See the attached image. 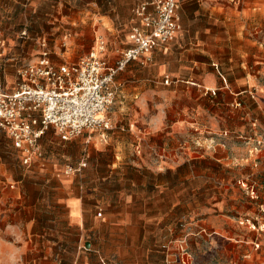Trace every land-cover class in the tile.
I'll return each instance as SVG.
<instances>
[{
  "label": "rangeland",
  "instance_id": "1",
  "mask_svg": "<svg viewBox=\"0 0 264 264\" xmlns=\"http://www.w3.org/2000/svg\"><path fill=\"white\" fill-rule=\"evenodd\" d=\"M139 1L0 0V78L13 86L16 69L36 57L42 39L56 65L77 61L97 37L106 42V55L116 59L128 46L132 8ZM244 1L221 3L235 2L240 8ZM177 11L180 29L174 38L188 34L177 48L194 42L200 28H209L217 36L226 32L234 36L228 43L233 50L249 49L245 39L259 40L264 49V26L248 25L246 15L242 24L232 15L233 24L228 21L230 25L220 27L206 26L209 15L192 0H178ZM251 22L257 23V18ZM257 53L208 55L232 78L242 71L250 75L252 84L247 97L235 104V127L223 128L206 140L194 131L164 141L130 136L128 126L114 125L111 119V129L83 132L67 141L48 128L42 136L48 138L47 145L40 143L42 155L26 165L0 129V206L11 212L8 221L22 229V233L11 230L2 242L21 244L25 239L36 244L37 256L58 264H71L73 259L87 264H264V51ZM253 93L261 99L260 108ZM246 114L247 120L239 124ZM95 135H102L105 143L96 145L91 140ZM258 138L261 146L256 144ZM217 147L226 154L217 155ZM259 147L260 151L254 150ZM249 156L252 161L246 163L243 158ZM80 158H86V167L66 174V165ZM143 158L170 165L154 170L136 167L134 163ZM107 164L114 170L102 181ZM77 181L93 215L73 221L61 188ZM239 182L253 188L255 197ZM132 204L146 219L131 233H118L113 228L114 209ZM202 216L204 224L197 221ZM212 217L221 221L213 223ZM200 225L204 230L195 231ZM0 226L12 228L1 220Z\"/></svg>",
  "mask_w": 264,
  "mask_h": 264
},
{
  "label": "crops",
  "instance_id": "2",
  "mask_svg": "<svg viewBox=\"0 0 264 264\" xmlns=\"http://www.w3.org/2000/svg\"><path fill=\"white\" fill-rule=\"evenodd\" d=\"M192 1L198 4L204 14L209 15L210 22L206 26L227 27L230 25L228 21H231L232 25L234 19L232 15L235 18L238 17L241 24L243 23L241 18L246 15V20L249 21L247 22L248 25L264 26V0H246L240 8L237 7L235 2L234 4H222V0ZM176 2V13L179 17L177 11L178 0ZM252 17L253 19L257 18L258 22L252 23ZM185 36L187 37L188 34H184L179 39L176 37L168 42L158 44L153 48L146 62L132 61L115 76L114 88L116 94L112 104L111 119L114 125L121 126L124 124V126H128L126 132H129L130 136L133 134L135 136L142 135L144 139H161L164 141L181 138L192 134L194 131L206 140L210 134L216 135L223 128L232 129L235 127V104L247 97L246 93L250 89L252 80L249 78L250 75L243 71L237 77H230L222 66L212 62L208 55L216 54V52L218 54H232L233 52L234 54H256V50H258L257 54H261V50L264 51L261 48V42L245 39V42L251 46L249 49L239 47L237 50H233L232 47L228 46V43L234 36H229L227 32L223 36H217L209 28H200L195 33L194 42H188L183 47L177 48L180 43L184 42ZM239 39L243 38L239 37ZM105 57L109 63L115 61V59L111 60L106 54ZM8 69L12 71V66L9 65ZM166 78L168 81L164 82ZM210 89L214 90L215 94L207 91ZM254 97L260 108L261 99L255 94ZM173 99H177L178 104L172 103ZM247 118V114L241 116L238 123L243 124V121ZM144 125H147V127L144 128ZM192 128H195V130H192ZM91 140L96 145L105 143L102 135H95L91 137ZM40 143L45 147L48 138L41 137ZM212 149L214 150V147ZM222 151L224 149L221 147L215 149V153L219 156L220 154H226ZM242 156H246V148L242 149ZM251 157L249 156L247 159L244 157L243 160L249 163L248 161H252ZM134 164L136 167L144 165L150 170H154V168L161 169L163 165H167L166 167L170 165L165 160L153 164L144 158L141 159V162L136 161ZM251 165L249 168L253 171L256 170L252 162ZM90 169L95 171L96 166L94 168L90 166ZM113 170L114 168L107 164L105 175L102 174L100 177L102 181L109 179ZM78 182H70L69 185L63 184L62 186H66L67 189L61 188L63 203L68 208V214L73 221L81 220V218H92L93 215L90 212V200L86 198V195L83 196V192L78 189ZM1 203L2 201H0V205ZM10 215L9 210L0 206L2 224L12 226V228L0 226V263L58 264L51 258H47V256H37L36 244L32 246L25 239L22 240L21 244L2 242L11 230L22 233L21 228L15 227L16 223L14 221H8ZM99 215L100 211H98ZM113 217L116 220L114 230L122 234H128L138 229L137 223L139 224L146 219L145 215L136 212L133 204L114 209ZM212 218L213 223L217 224L221 221L219 217ZM197 221L204 224L206 220L202 216ZM27 226L25 229L29 231L30 225ZM203 228V225H200V227L195 228V231H203ZM252 228L254 229V227ZM26 254L29 257H26ZM71 264H87V262L77 263L73 259Z\"/></svg>",
  "mask_w": 264,
  "mask_h": 264
},
{
  "label": "built area",
  "instance_id": "3",
  "mask_svg": "<svg viewBox=\"0 0 264 264\" xmlns=\"http://www.w3.org/2000/svg\"><path fill=\"white\" fill-rule=\"evenodd\" d=\"M176 8V0L136 3L132 8L134 23L128 33L129 45L113 63L105 57L106 42L102 37H97L77 61L57 65L42 39L36 57L16 69L13 87H8L0 78V129L24 164L29 165L35 156L42 155L39 140L48 128L62 141L83 132L112 128L109 109L116 94L115 76L132 61H147L155 46L174 38L180 29ZM207 91L215 94L214 90ZM227 133L224 131L225 136ZM256 144L261 146V139ZM86 165V158H80L74 164H67L64 172L75 174ZM239 183L255 197L253 188L249 189L246 182Z\"/></svg>",
  "mask_w": 264,
  "mask_h": 264
}]
</instances>
